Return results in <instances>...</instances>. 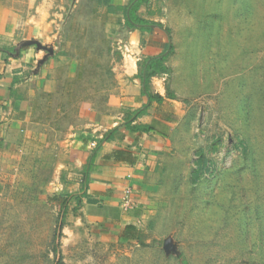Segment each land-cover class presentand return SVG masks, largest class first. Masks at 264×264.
<instances>
[{
	"label": "rangeland",
	"instance_id": "obj_1",
	"mask_svg": "<svg viewBox=\"0 0 264 264\" xmlns=\"http://www.w3.org/2000/svg\"><path fill=\"white\" fill-rule=\"evenodd\" d=\"M128 2L62 1L50 86L32 112L49 136L83 128L86 110L121 109L140 29ZM136 12L173 45L157 76L185 110L138 237L101 223L73 188L78 169L51 154L0 182V264H264V0H146Z\"/></svg>",
	"mask_w": 264,
	"mask_h": 264
},
{
	"label": "crops",
	"instance_id": "obj_2",
	"mask_svg": "<svg viewBox=\"0 0 264 264\" xmlns=\"http://www.w3.org/2000/svg\"><path fill=\"white\" fill-rule=\"evenodd\" d=\"M62 1L0 0V182L11 175L32 174L38 158L50 161L55 154L57 167L78 169L73 188L85 193L97 219L120 226L118 236L133 240L185 116L178 92L171 87L167 95L164 77L151 80L152 93L163 100L150 102L138 75V62L167 52L169 44L161 30H130L131 48L138 55L122 67L121 109L86 110L83 128L63 138L49 136L35 125L32 112L37 93L50 86L53 47L65 14ZM142 108L144 112L137 114ZM128 124L152 129L132 131ZM107 136L111 137L103 141ZM127 226L136 230L127 231Z\"/></svg>",
	"mask_w": 264,
	"mask_h": 264
},
{
	"label": "trees",
	"instance_id": "obj_3",
	"mask_svg": "<svg viewBox=\"0 0 264 264\" xmlns=\"http://www.w3.org/2000/svg\"><path fill=\"white\" fill-rule=\"evenodd\" d=\"M146 0H129L128 5L125 7V18H126V23L128 26L135 28L137 24H140V29L141 30H148L151 29V24L148 23L147 20L141 18L136 10L140 6L141 3L145 2ZM129 11V12H128ZM159 27H163V24L161 23H153ZM166 31L169 34V30L166 29ZM169 36V35H168ZM169 38H171L169 36ZM173 50V45L170 43L168 51L165 53H162L157 56H152V57H146L143 61H140L138 64L139 67V77L141 78L143 84H144V92L148 95L150 102L151 101H162L163 96L160 94H153L151 91V80L153 77L167 73L168 68L166 66V59L167 57L172 53ZM137 114L143 113L144 109L137 110ZM127 128L135 131V130H141V131H150L152 127L150 125H135V126H129L127 125ZM111 136H107L104 138L103 141L106 139H109ZM86 174V173H85ZM127 231H135L136 229L133 226H127L126 227ZM125 230V231H126Z\"/></svg>",
	"mask_w": 264,
	"mask_h": 264
}]
</instances>
